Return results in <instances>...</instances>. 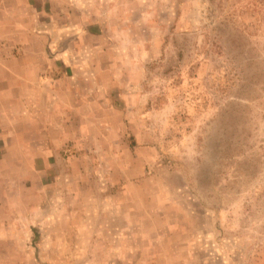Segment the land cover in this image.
Returning a JSON list of instances; mask_svg holds the SVG:
<instances>
[{
  "label": "rangeland",
  "instance_id": "1",
  "mask_svg": "<svg viewBox=\"0 0 264 264\" xmlns=\"http://www.w3.org/2000/svg\"><path fill=\"white\" fill-rule=\"evenodd\" d=\"M19 41L68 53L11 126L0 264H264V0H0Z\"/></svg>",
  "mask_w": 264,
  "mask_h": 264
},
{
  "label": "crops",
  "instance_id": "2",
  "mask_svg": "<svg viewBox=\"0 0 264 264\" xmlns=\"http://www.w3.org/2000/svg\"><path fill=\"white\" fill-rule=\"evenodd\" d=\"M41 35L40 32L34 34L37 42L41 41ZM17 43H22V51L0 61V185L4 190L0 194V229L2 230L1 225L8 224L4 220L9 216L10 205L7 201L11 195L5 188L13 181L9 174H6L7 170L17 168L29 173L31 167H35L36 164H29L30 162L24 159L27 146L22 144L19 146L14 142V138L22 134L15 133L16 130L11 126L15 122H31L40 119L46 114L48 104H45L44 91L46 90V97L48 94L44 76L48 70L47 64L57 59L64 61V55L68 53V50L56 52L52 49L46 50L45 45L41 48V44L32 49L27 41ZM44 119H46L45 116ZM15 152L19 154L18 157L22 161L9 160V154ZM42 168H47L45 160L42 162ZM3 170H6V173H2Z\"/></svg>",
  "mask_w": 264,
  "mask_h": 264
}]
</instances>
